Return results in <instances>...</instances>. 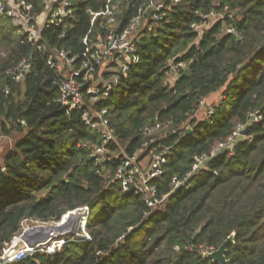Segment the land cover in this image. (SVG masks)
<instances>
[{
	"label": "trees",
	"instance_id": "trees-1",
	"mask_svg": "<svg viewBox=\"0 0 264 264\" xmlns=\"http://www.w3.org/2000/svg\"><path fill=\"white\" fill-rule=\"evenodd\" d=\"M0 1L10 8L21 0ZM25 1L42 27L37 43L0 14V138L21 135L0 166V257L25 219L58 222L88 207L91 240H67L53 254L7 264H218L204 254L233 233L231 264H264V0H113L118 30L141 11L133 33L139 61L97 102L82 88L84 108L106 109L110 118L109 163L93 157L102 139L83 124L80 109L60 102L63 74L46 59L52 50L81 54L90 46L85 38L105 35V19H92L108 0H68L73 16L57 25L46 0ZM211 11L226 16L199 35L192 25ZM30 57L32 71L17 82L10 72ZM180 63L186 67L172 81ZM219 91L199 118L204 100ZM157 122L168 128L146 132ZM144 144L143 161L152 159L147 151L168 148L153 180L168 200L155 208L124 193L114 177L122 157ZM201 155L207 160L193 170Z\"/></svg>",
	"mask_w": 264,
	"mask_h": 264
},
{
	"label": "built area",
	"instance_id": "built-area-1",
	"mask_svg": "<svg viewBox=\"0 0 264 264\" xmlns=\"http://www.w3.org/2000/svg\"><path fill=\"white\" fill-rule=\"evenodd\" d=\"M148 1L153 5L154 0ZM46 3L48 7L54 6L50 10L51 23L57 25L62 22L63 18L73 16V8L68 0H46ZM116 7L117 5L113 3V0H108L105 9L94 14L92 23H94L97 16L107 20L99 22L100 25L105 26L106 33L103 36H99L92 43L85 38L84 43H90V46L84 52L71 55L66 50H52L46 56L47 64L63 74V80L59 86L60 102L67 107L68 111L80 109L82 111L81 119L83 124L97 133L102 139V143L95 147L93 152V157H96L99 163H109L113 159L109 146L115 139L114 130L110 127V118L106 109L90 110L84 108L82 88L86 87V94L90 95L92 101L97 102L118 88L121 81L129 76L130 64L139 61L136 55L137 50L133 33L140 22L141 11L138 16L131 20L127 27L118 30L116 28ZM31 10L32 5L25 0L12 4L10 8H4L0 1V14L7 16L11 20V25L18 29L17 33L22 35L23 31H25L24 33L27 34L26 40L35 44L39 41L38 34H41L42 27H39L36 22H32ZM18 16L21 17L20 20H18ZM201 16L203 22L192 25L199 35L203 33L204 29L209 28L213 21L225 18L226 14L211 11L208 15L201 14ZM31 60V57L22 60L10 72L17 82H21L32 71ZM185 67V63H180L173 68L174 71L171 73L175 74ZM168 125L169 122H157L155 125L147 126L145 130L148 133L153 130H165ZM225 146L226 144L224 143L220 144L212 151V154H215ZM145 147L146 144H144L142 150L133 156L124 155L119 161L120 163L114 177L119 182L124 193L134 192L142 197L148 207L155 208L165 204L168 200L167 195H158L157 187L153 183V180L161 174L160 167L166 162L168 148L163 149L159 153L154 149L147 151L152 156V159L147 161L146 157L143 161L140 159L141 153L146 151ZM207 157L206 155L196 157L193 170H198L203 166ZM146 161V166L142 167ZM174 182L175 185H186V182L178 181L177 179ZM89 213L88 207H82L68 211L58 222H40L25 219L21 225V231H23L15 235L4 247L0 257V264L20 261L26 256L37 252L53 254L67 240H91L87 230L88 219L91 216ZM77 214H80L81 217L73 233L74 224L70 222V218L72 215ZM24 222L33 224L25 228ZM65 223H68V225L61 230L62 235L60 237L52 236L53 234L55 235V232L51 234L48 225H62ZM45 243H48V245L44 246Z\"/></svg>",
	"mask_w": 264,
	"mask_h": 264
},
{
	"label": "water",
	"instance_id": "water-1",
	"mask_svg": "<svg viewBox=\"0 0 264 264\" xmlns=\"http://www.w3.org/2000/svg\"><path fill=\"white\" fill-rule=\"evenodd\" d=\"M188 70L184 72V74H187ZM234 143H231V147H233ZM91 213H89L90 215ZM80 214L77 215H72L70 218V222H73L74 224V230L72 231L73 233L76 230L77 225L79 224L80 221ZM69 222V223H70ZM68 225V223L62 224V225H55L51 224L48 226V229L50 230L51 234L55 232V235L53 234L52 236L55 237H60L62 235L61 230L65 228ZM57 232V233H56ZM235 233L231 234L221 245L218 249L208 251L204 255L205 257L211 259L213 262L218 263V264H231L230 260L227 259L226 257V251H227V246L228 244L232 243L234 241ZM48 245V243H45L44 246Z\"/></svg>",
	"mask_w": 264,
	"mask_h": 264
},
{
	"label": "rangeland",
	"instance_id": "rangeland-1",
	"mask_svg": "<svg viewBox=\"0 0 264 264\" xmlns=\"http://www.w3.org/2000/svg\"><path fill=\"white\" fill-rule=\"evenodd\" d=\"M45 17L46 16L40 17L38 19V23H40L42 25ZM170 75H171L170 76L171 80L173 81V79L175 78L174 77L175 74L174 73H170ZM220 97H221V92L219 91V92H216L215 94L211 95L209 98L205 99L204 103H203V106L199 108V111L197 113L198 117L202 118L203 116H205L204 108H206V107L208 108V105H212L214 103H217L220 100ZM16 136L17 137H4V136H2V138H0V166L3 164L4 157H5L6 153H8V151L13 147V145L16 142V140L21 137V135H16ZM146 163H147V161L143 164L142 167H145ZM32 224L33 223L24 222L23 225H24L25 228H27L28 225L31 226Z\"/></svg>",
	"mask_w": 264,
	"mask_h": 264
}]
</instances>
